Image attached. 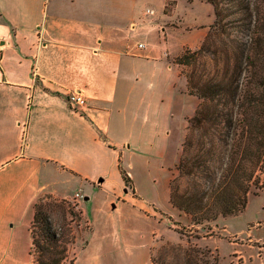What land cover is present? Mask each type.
Returning a JSON list of instances; mask_svg holds the SVG:
<instances>
[{
  "label": "crops",
  "instance_id": "crops-1",
  "mask_svg": "<svg viewBox=\"0 0 264 264\" xmlns=\"http://www.w3.org/2000/svg\"><path fill=\"white\" fill-rule=\"evenodd\" d=\"M182 1L0 0V264H31L41 194L70 196L54 189L53 164L106 186L127 145L138 150L148 134L150 96L157 117L176 96L195 98L179 91L175 58L209 29L194 45L183 41L208 23L195 0H184L194 15L182 21ZM71 92L86 97L84 112L70 108ZM252 242L241 259L264 264V242Z\"/></svg>",
  "mask_w": 264,
  "mask_h": 264
},
{
  "label": "rangeland",
  "instance_id": "rangeland-1",
  "mask_svg": "<svg viewBox=\"0 0 264 264\" xmlns=\"http://www.w3.org/2000/svg\"><path fill=\"white\" fill-rule=\"evenodd\" d=\"M207 1L210 0H195V15L199 16L200 25L201 21L208 25H201L191 32L185 30L187 35L182 39L188 44L194 45L196 35L208 29L210 32L215 17L213 6ZM228 2L225 5L229 4L232 21L237 23L241 20V12L244 13L240 3L244 0ZM189 8L183 0L177 10L184 22L194 15ZM165 9L169 10L168 7ZM156 16L155 12V16L149 17ZM241 35L243 40L248 39L246 34H237L233 38L238 36L241 40ZM201 44L196 48H185L175 58V64L181 71L179 91L182 94L189 93L183 72L193 67L178 65L177 60L186 50L194 53ZM212 58L207 55L196 65L198 74L205 78L210 76ZM175 74L176 71L170 75L175 78ZM171 77L166 78L165 91ZM167 93L165 101H168ZM150 97L148 124L144 125L148 127V134L144 135L138 150H128L127 145L125 162H118L115 176L111 175L108 185L96 187L97 182L92 183L81 174L74 175L71 165H64L62 169L60 164H53L54 189L70 196L59 199L43 193L37 200V206L43 209L44 216L56 232L60 249L65 248L62 264H245L241 259V252L245 251L242 244L250 239L254 241L251 245L261 246L263 244L256 241L264 242V190L249 197L243 214L220 219L205 228L194 227L188 216L171 207L169 183L177 176L176 167L182 156L189 120L200 101L196 97L176 96L171 106L166 104L164 112L162 107L157 111L160 113L157 117L156 105ZM122 172L123 178L127 176L129 179L124 185H121ZM76 189L84 195L80 203L73 201L78 193ZM33 230L36 239L42 242L44 237L40 226ZM34 252L31 264H40L42 254L37 249Z\"/></svg>",
  "mask_w": 264,
  "mask_h": 264
},
{
  "label": "trees",
  "instance_id": "trees-1",
  "mask_svg": "<svg viewBox=\"0 0 264 264\" xmlns=\"http://www.w3.org/2000/svg\"><path fill=\"white\" fill-rule=\"evenodd\" d=\"M228 1H207L215 17L209 34L197 51L186 50L177 60L193 67L183 73L200 104L169 183V202L198 228L243 214L249 197L264 190V0L240 2L244 13L237 23ZM237 34L248 39L233 38ZM207 55L213 70L205 78L196 65ZM37 225L46 244L34 235L32 256L37 249L40 264H62L65 248L36 205L33 228Z\"/></svg>",
  "mask_w": 264,
  "mask_h": 264
},
{
  "label": "built area",
  "instance_id": "built-area-1",
  "mask_svg": "<svg viewBox=\"0 0 264 264\" xmlns=\"http://www.w3.org/2000/svg\"><path fill=\"white\" fill-rule=\"evenodd\" d=\"M146 15L147 16H154L155 12L152 11L151 9H148L146 11ZM145 47L146 46L144 44L138 45L139 49H145ZM0 61H1V48H0ZM67 100H68L70 108L77 113L84 112L87 108V105H88L86 97L80 92H71L68 95ZM83 199H84V195L82 193L78 192L74 195L73 201L75 203H80V201H82ZM33 264H35V262Z\"/></svg>",
  "mask_w": 264,
  "mask_h": 264
}]
</instances>
